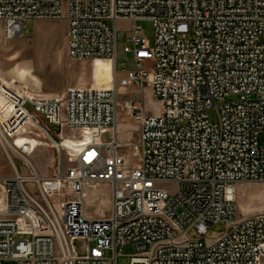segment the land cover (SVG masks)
<instances>
[{"label":"built area","instance_id":"2783aa9c","mask_svg":"<svg viewBox=\"0 0 264 264\" xmlns=\"http://www.w3.org/2000/svg\"><path fill=\"white\" fill-rule=\"evenodd\" d=\"M61 19L69 58L110 60L115 79L110 88L77 86L46 98L0 84L6 147L7 138L33 130L60 143L41 119L97 132L68 152V166L59 149L46 177L33 148L14 143L30 173L11 163L14 175L0 177V264H117L128 245L130 264H264V213L240 217L236 204L238 185L264 184V0H0L8 38L27 20ZM143 20L154 25L153 42ZM119 21L132 23L124 53L133 66L124 61L122 76ZM144 90L162 104L159 113L130 96ZM120 110L139 124L137 141L120 140ZM100 183L111 185V210L92 218L86 187ZM216 224L226 230L212 237Z\"/></svg>","mask_w":264,"mask_h":264},{"label":"rangeland","instance_id":"374dc122","mask_svg":"<svg viewBox=\"0 0 264 264\" xmlns=\"http://www.w3.org/2000/svg\"><path fill=\"white\" fill-rule=\"evenodd\" d=\"M145 35L154 41V25L150 20L141 22ZM118 70L119 75L124 74V69L121 65L127 61V68L133 66V61L130 55L124 53L126 40L132 29V23L129 21L118 22ZM67 24L61 20H27L24 22L23 33L15 38H8L5 32L4 22L0 20V84H4L3 88H8L11 92L17 91L21 95L32 94L36 98H46L56 94H62L69 88L77 86H95L102 88H110L113 81V64L107 59L95 60H72L67 54V39H66ZM0 86V87H1ZM125 94H122V98ZM130 95V94H129ZM131 97L142 99L147 111L156 114L159 113L162 104L156 100L148 90H144V94H131ZM213 121L216 122V116L212 113ZM118 131L130 134L136 128V121L128 117L123 111H119ZM47 123V126L52 130L53 135L58 139L62 137L60 143L55 142L45 132L43 137L38 131L33 130L34 134L29 132H20L14 135L10 140L12 145L16 142L28 141L30 139L38 140V144L33 146V152L30 158L34 161L38 158L41 163L42 173L37 172L41 176H50L54 170V166H49V158L54 155L52 147L55 148L56 154L58 150L63 151V163L68 166L69 159L67 154L79 147V144L84 142L85 136L80 130L64 128L60 129L54 124ZM96 133L89 135L91 140L95 139ZM104 141L112 139L110 128H105L100 132ZM134 140H138L137 131L134 134ZM45 136V137H44ZM49 141H45V138ZM131 140V139H130ZM5 141V140H4ZM49 143L50 145L46 144ZM260 142L264 143V135H261ZM4 143V142H3ZM6 143V141H5ZM63 143V146L62 144ZM64 144L66 146H64ZM7 147H3L0 142V177H8L14 175V168L11 163L18 165L26 174L30 170L24 165L26 158L22 156L6 143ZM76 145V147H72ZM15 147V146H14ZM16 148V147H15ZM53 148V149H54ZM9 149V150H8ZM11 157V159L9 158ZM56 157V156H55ZM45 186L50 190L54 185L47 181ZM170 191H174L172 186ZM236 204L238 207V215L246 217L249 215L264 213V184L251 183L248 185L237 186ZM67 194H63L54 199L61 205L66 199ZM86 212L92 216L103 217L108 215L111 210V185L100 183L86 187ZM226 230L223 224H216L211 227L210 235L212 237L219 236ZM193 239H198L195 232H190ZM25 238L16 236L15 239ZM26 238H31L27 236ZM204 241V239H203ZM94 245V242H90ZM135 253L131 245L126 246L124 253L117 258V264H130L131 258ZM109 254V253H108ZM107 254V255H108Z\"/></svg>","mask_w":264,"mask_h":264},{"label":"crops","instance_id":"0c3cea01","mask_svg":"<svg viewBox=\"0 0 264 264\" xmlns=\"http://www.w3.org/2000/svg\"><path fill=\"white\" fill-rule=\"evenodd\" d=\"M150 93H151V91L150 90H148ZM143 94H144V92H143ZM31 98H36L34 95H32V94H28ZM151 95H152V93H151ZM16 96V95H15ZM153 96V95H152ZM134 98H138V97H134ZM139 99V98H138ZM17 113V115L20 117L21 116V114L22 113H20V111L18 110V108H15V106L13 105V104H10V106H9V113L10 114H12V113ZM120 121V120H119ZM137 123V122H136ZM135 126H136V128L132 131V133H130V134H124V133H122L123 135L121 136V134H119V138H120V140L121 141H124V142H127V141H130V139L131 140H134V137H136L134 134H135V131H137V134H138V139H139V136H140V126H139V124L137 123V124H135ZM7 140H8V142L10 143V140L7 138ZM24 142V141H23ZM25 142H27L29 145H30V147H33V146H35L36 144H38V140H36V139H30V140H28V141H25ZM22 143V142H21ZM62 144V146H63V143H61ZM12 145V144H11ZM64 146H66L65 144H64ZM12 147L13 148H15L13 145H12ZM29 147V148H30ZM72 147H76V145H72ZM52 148V147H51ZM16 149V148H15ZM52 151L54 152V155L56 156H51L50 158H49V162H50V164H49V166H52V165H55L56 166V163H57V154H56V150L55 149H53L52 148ZM67 156V158L69 159V163H71V161H70V156H69V154H67L66 155ZM26 159H27V156H24ZM38 158H40V157H37V159H35V161H36V166H37V169H38V172H41L42 173V168H41V163H40V160H38ZM16 166V165H15ZM54 166V167H55ZM40 173V174H41ZM52 173V172H51ZM43 174V173H42ZM87 213V212H86ZM87 215L89 216V217H92V218H97L96 216H92V215H90V214H88L87 213Z\"/></svg>","mask_w":264,"mask_h":264},{"label":"bare ground","instance_id":"6f19581e","mask_svg":"<svg viewBox=\"0 0 264 264\" xmlns=\"http://www.w3.org/2000/svg\"><path fill=\"white\" fill-rule=\"evenodd\" d=\"M98 59H103V58H98ZM112 64H113V68H114V70H113V81H112V85H113V82H114V79H115V67H114V63L113 62H112ZM98 88H102V87H98ZM91 133H92V131H88L87 133H83L84 136H85V138H86V139H84V142L83 143H86V142H88V141L91 140L90 137H89V135H91ZM3 144L4 143H2V145ZM3 147H5V146L3 145ZM9 158L11 159L10 156H9ZM13 165H14V163H13Z\"/></svg>","mask_w":264,"mask_h":264}]
</instances>
